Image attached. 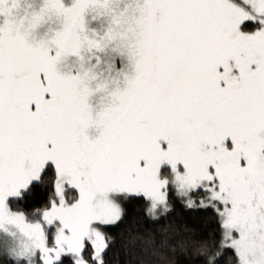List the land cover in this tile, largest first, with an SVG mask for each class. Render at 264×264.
<instances>
[{
  "label": "snow or ice",
  "instance_id": "1",
  "mask_svg": "<svg viewBox=\"0 0 264 264\" xmlns=\"http://www.w3.org/2000/svg\"><path fill=\"white\" fill-rule=\"evenodd\" d=\"M170 194L215 214L205 264H264V0H0V256L108 264ZM164 231L124 243H206Z\"/></svg>",
  "mask_w": 264,
  "mask_h": 264
},
{
  "label": "trees",
  "instance_id": "2",
  "mask_svg": "<svg viewBox=\"0 0 264 264\" xmlns=\"http://www.w3.org/2000/svg\"><path fill=\"white\" fill-rule=\"evenodd\" d=\"M44 192L34 194L33 199L25 201L19 205L21 208L26 206H39L37 201L43 197ZM172 211L166 218L161 217L159 221H151L145 215V202L133 200L125 205L127 215L123 221L115 227H110L108 231L116 238L117 244L112 247L106 259L108 264H205L206 255L217 250L219 244V229L215 214L211 209H187L176 197L170 199ZM28 207V210H31ZM185 226L196 231L192 234L196 239H203L204 246L193 252L191 248L181 250L179 246L175 251L161 249L162 256H153L151 253L144 255L142 240H136L132 244L125 245L131 236L140 235L148 239L154 235L157 240L163 234L169 237L170 242L178 244L186 236ZM234 264V261L232 262Z\"/></svg>",
  "mask_w": 264,
  "mask_h": 264
},
{
  "label": "rangeland",
  "instance_id": "3",
  "mask_svg": "<svg viewBox=\"0 0 264 264\" xmlns=\"http://www.w3.org/2000/svg\"><path fill=\"white\" fill-rule=\"evenodd\" d=\"M174 195L170 194V199L171 197H173ZM175 197V196H174ZM177 198V197H176ZM133 200H131L130 202H132ZM171 204V202H170ZM0 264H9V262L3 257V256H0Z\"/></svg>",
  "mask_w": 264,
  "mask_h": 264
}]
</instances>
